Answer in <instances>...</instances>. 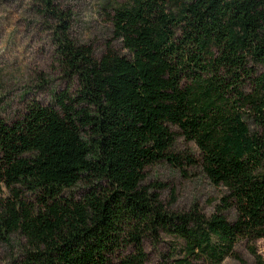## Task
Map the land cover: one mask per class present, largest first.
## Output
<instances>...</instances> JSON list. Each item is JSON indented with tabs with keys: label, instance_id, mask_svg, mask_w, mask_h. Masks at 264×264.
I'll use <instances>...</instances> for the list:
<instances>
[{
	"label": "trees",
	"instance_id": "16d2710c",
	"mask_svg": "<svg viewBox=\"0 0 264 264\" xmlns=\"http://www.w3.org/2000/svg\"><path fill=\"white\" fill-rule=\"evenodd\" d=\"M55 3L39 0L75 87L0 120V245L23 240L11 264H145L144 241L162 236L179 245L158 264H222L240 242L264 264V0L110 3L124 53L107 45L98 58ZM171 128L198 161L170 153ZM162 161L198 165L222 189L215 212L166 208L143 185Z\"/></svg>",
	"mask_w": 264,
	"mask_h": 264
},
{
	"label": "rangeland",
	"instance_id": "374dc122",
	"mask_svg": "<svg viewBox=\"0 0 264 264\" xmlns=\"http://www.w3.org/2000/svg\"><path fill=\"white\" fill-rule=\"evenodd\" d=\"M125 0H56L55 5L66 16L67 34L76 44L90 46L95 57H100L107 45L124 53L114 40L108 17L110 3ZM39 0H0V120L10 123L21 117L32 101L41 106L53 105V94L75 87L63 75L55 60V34L59 22L43 14ZM260 71H262L260 69ZM252 128V124H249ZM175 141L170 153L191 155L198 161V150L186 143L176 128H171ZM144 186L157 192L169 210L184 212L197 207L206 216L213 214L220 204L222 189L213 187L198 165L173 168L162 161L144 170ZM79 196L80 189H74ZM232 221L233 210L225 212ZM23 244L14 238L9 247L0 245V264H11ZM177 241L162 236L157 243L144 241L147 254L145 264H158L162 255L172 252ZM179 245V243L177 244ZM257 253L264 259V240L255 243ZM237 258H227L222 264H253V257L244 242L236 246Z\"/></svg>",
	"mask_w": 264,
	"mask_h": 264
}]
</instances>
